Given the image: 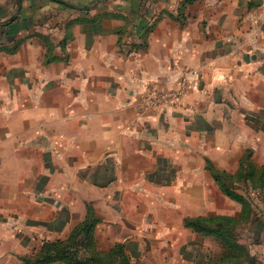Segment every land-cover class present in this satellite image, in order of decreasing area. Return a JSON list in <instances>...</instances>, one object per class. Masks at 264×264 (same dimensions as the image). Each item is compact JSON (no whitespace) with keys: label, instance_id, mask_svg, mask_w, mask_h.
I'll use <instances>...</instances> for the list:
<instances>
[{"label":"crops","instance_id":"crops-1","mask_svg":"<svg viewBox=\"0 0 264 264\" xmlns=\"http://www.w3.org/2000/svg\"><path fill=\"white\" fill-rule=\"evenodd\" d=\"M141 36L123 54L121 38ZM186 67L199 76L182 108L139 109L141 78L176 86ZM38 138L66 150L29 166L39 150L12 149ZM248 147L264 163V0H0V264H26L30 238L67 236L87 201L138 237L129 195L188 193L209 150L233 171ZM254 254L264 264V242Z\"/></svg>","mask_w":264,"mask_h":264},{"label":"rangeland","instance_id":"rangeland-1","mask_svg":"<svg viewBox=\"0 0 264 264\" xmlns=\"http://www.w3.org/2000/svg\"><path fill=\"white\" fill-rule=\"evenodd\" d=\"M139 39L126 42L121 38L123 54L131 56L145 47V39L142 36ZM67 43L68 39L61 44ZM19 45L18 42L3 50L14 52ZM51 58L49 56L45 62L53 61ZM196 76H199L198 69L186 67L176 86L164 88L155 82L144 83L141 78L139 109L165 113L182 108ZM62 140L66 139H18L15 140L17 147L12 150H39V154L33 151L31 162H28L31 166L38 160L44 163L51 160L41 155L42 150H66L57 148ZM254 150L253 147L243 150L233 171L221 168V163L209 150L210 154L202 158L203 175L186 174L188 193L175 186L169 189L149 186L141 188L138 197H135L136 191L129 195L128 200L133 204L128 206L129 213L133 225L139 227L138 237L131 236L123 223L111 217L112 207L87 201L85 215L76 221L67 236L44 240L41 244L39 237L30 238L34 251L22 256L21 260L26 264H257L258 254L254 252L264 242V163L256 161ZM171 160L178 164L177 158ZM194 164H199V160ZM172 168V173L166 177L168 181H174V165ZM47 179L48 176L43 178ZM73 191L80 197L84 193L82 187ZM115 196L117 212L120 205L118 195ZM58 240L72 245L66 257L36 260L35 256L46 242Z\"/></svg>","mask_w":264,"mask_h":264},{"label":"trees","instance_id":"trees-1","mask_svg":"<svg viewBox=\"0 0 264 264\" xmlns=\"http://www.w3.org/2000/svg\"><path fill=\"white\" fill-rule=\"evenodd\" d=\"M72 245L70 244H66L64 242L61 241H55V242H46L43 247L42 250L39 252V254H37L35 256L36 260H39V257H41L42 260L47 261L48 258H50L49 260H57L58 257H66L68 255V252L70 251V247ZM65 260H67L68 262H70V260L68 258H63ZM28 262H32L30 259H27ZM85 264H88L87 262Z\"/></svg>","mask_w":264,"mask_h":264}]
</instances>
